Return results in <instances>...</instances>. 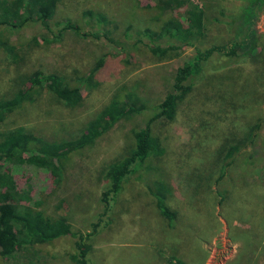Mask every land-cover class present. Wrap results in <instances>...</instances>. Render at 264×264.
I'll list each match as a JSON object with an SVG mask.
<instances>
[{
	"label": "rangeland",
	"instance_id": "rangeland-1",
	"mask_svg": "<svg viewBox=\"0 0 264 264\" xmlns=\"http://www.w3.org/2000/svg\"><path fill=\"white\" fill-rule=\"evenodd\" d=\"M243 1L55 0L46 24L23 1L17 12L26 19L20 26L0 24V101L34 72L55 73L81 94L67 106L37 88L30 101L0 120V133L22 128L58 141L77 136L109 102L140 108L68 154L57 177L25 162L0 161V186L15 189L24 198L18 204L64 217L82 235L86 264H264V12L249 57L228 62L212 56L199 81L176 102L173 116L151 119L152 107L170 90L176 67L193 47L228 41L224 22ZM192 6L202 12L199 39L175 51L162 50L165 38L147 41L143 30L157 32L169 19L186 24ZM9 8L15 10L13 0H0V13ZM84 13L92 14L90 25ZM249 15L240 13L241 22L248 23ZM66 20L82 35L58 33L54 23ZM149 118L162 153L107 194V165L128 154L131 131ZM230 146L235 149L223 160ZM225 161L231 163L223 167ZM151 192L162 197L170 221L156 209ZM74 240H35L17 255L0 256V264H78Z\"/></svg>",
	"mask_w": 264,
	"mask_h": 264
},
{
	"label": "trees",
	"instance_id": "trees-1",
	"mask_svg": "<svg viewBox=\"0 0 264 264\" xmlns=\"http://www.w3.org/2000/svg\"><path fill=\"white\" fill-rule=\"evenodd\" d=\"M28 2L29 9L26 11L34 13V16L41 24H46L54 9L55 0H13L15 10L6 9L0 13V24L5 27L15 28L20 26L21 13L17 11L22 6V2ZM11 11V12H10ZM19 14V19L13 13ZM250 15L247 22H241L245 13ZM264 12V0H244L234 15L228 16L224 22L230 33V38L224 44H209L204 47H193V52L176 67L172 78L170 90H168L160 101L152 107L151 119H170L175 111L176 102L188 93L193 85L199 81L203 74L204 67L212 56L226 58L227 61L242 60L253 53L258 40L256 21ZM252 13V14H251ZM186 24L181 21L169 19L163 23L157 32L143 30L147 41L154 42L157 39L165 38L166 47L162 50H178L181 46L192 44L191 40L199 39L204 29L202 24L201 10L192 6L185 11ZM222 16L224 13L221 14ZM84 20L87 25L91 13H84ZM95 21L102 22V18L96 16ZM98 22V23H99ZM58 33L63 30H71L76 34L80 33L78 25L69 21L55 22ZM231 25V26H230ZM98 33L94 35L101 34ZM103 31V36L107 37ZM55 38V36H51ZM47 40V37H43ZM3 43V42H2ZM10 49V46H8ZM158 49L154 45L151 50ZM11 51V49H10ZM37 88H44L51 92L56 99L64 105L76 104L80 98V89L77 86H70L55 73L34 72L27 79L24 87H21L10 98L0 101V120L13 109L20 107L25 101H30L33 91ZM138 106L126 104L124 101H113L105 105L92 119L83 127L82 131L75 137L58 141L47 142L39 136L31 134L22 128H15L0 133V161L16 163L25 162L37 168L48 170L51 174L57 175L61 171L62 161L74 150L80 149L92 143L97 137L109 130L119 119L139 111ZM150 118L147 123L131 131L133 147L122 158L107 165L104 172L107 180L104 192L107 194L118 190L120 183L129 175L137 172L139 168H144L145 162L150 157L158 156L162 153L159 140L150 132ZM235 147L226 149L222 159L226 160L234 151ZM24 154L25 157H21ZM231 162L225 161L223 167ZM138 175V174H136ZM141 177L138 175L137 179ZM146 183V182H145ZM149 185V184H147ZM146 187V185H145ZM154 205L159 213L169 221L173 218L172 213L163 205L162 197L152 193ZM24 197V196H23ZM22 197L7 185L0 186V256L8 258L17 255L21 251L27 250L35 240L50 241L58 237L68 235L73 237L75 254L78 264H86L87 246L83 243L82 235L71 229L70 224L62 216H46L38 210H34L27 205L18 204ZM169 264H172L168 260ZM177 264H182L176 261Z\"/></svg>",
	"mask_w": 264,
	"mask_h": 264
}]
</instances>
